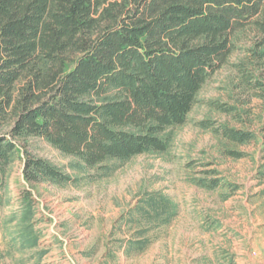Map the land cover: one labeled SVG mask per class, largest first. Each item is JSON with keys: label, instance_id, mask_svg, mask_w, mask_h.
<instances>
[{"label": "trees", "instance_id": "obj_1", "mask_svg": "<svg viewBox=\"0 0 264 264\" xmlns=\"http://www.w3.org/2000/svg\"><path fill=\"white\" fill-rule=\"evenodd\" d=\"M247 25L264 59V0H0V189L18 157L28 183L69 179L21 147L29 137L88 166L164 151L165 129L187 120ZM256 86L264 110V81ZM198 124L237 143L254 136ZM200 172L202 187L236 189L216 169Z\"/></svg>", "mask_w": 264, "mask_h": 264}, {"label": "rangeland", "instance_id": "obj_2", "mask_svg": "<svg viewBox=\"0 0 264 264\" xmlns=\"http://www.w3.org/2000/svg\"><path fill=\"white\" fill-rule=\"evenodd\" d=\"M233 42L187 120L165 129L164 151L88 166L42 137L19 140L69 179L28 183L15 160L0 189V264H264V110L256 88L264 59L254 26ZM204 119L253 139L228 141L200 126ZM201 169H216L236 189L200 186Z\"/></svg>", "mask_w": 264, "mask_h": 264}]
</instances>
